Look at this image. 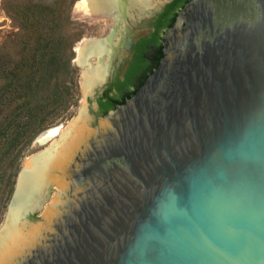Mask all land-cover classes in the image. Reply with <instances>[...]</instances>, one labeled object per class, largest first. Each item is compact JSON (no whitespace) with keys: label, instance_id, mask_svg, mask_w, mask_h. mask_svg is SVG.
Wrapping results in <instances>:
<instances>
[{"label":"water","instance_id":"1","mask_svg":"<svg viewBox=\"0 0 264 264\" xmlns=\"http://www.w3.org/2000/svg\"><path fill=\"white\" fill-rule=\"evenodd\" d=\"M150 1L130 16L119 0L102 38L171 0ZM163 46L134 95L88 128L62 173L65 204L16 264H264V0H190Z\"/></svg>","mask_w":264,"mask_h":264},{"label":"trees","instance_id":"2","mask_svg":"<svg viewBox=\"0 0 264 264\" xmlns=\"http://www.w3.org/2000/svg\"><path fill=\"white\" fill-rule=\"evenodd\" d=\"M7 11L19 29V50L0 51V204L12 192L22 150L53 118L67 111L76 98V68L72 65L73 43L82 30L69 19L61 5L32 0H7ZM190 0H171L151 23L153 30L140 39L125 76L132 82L137 71L147 75L125 99L104 94L100 115L115 109L134 95L164 57L162 34ZM6 50V51H5Z\"/></svg>","mask_w":264,"mask_h":264},{"label":"bare ground","instance_id":"3","mask_svg":"<svg viewBox=\"0 0 264 264\" xmlns=\"http://www.w3.org/2000/svg\"><path fill=\"white\" fill-rule=\"evenodd\" d=\"M151 2L150 0H129L126 6L128 14L132 16L133 13L142 12ZM77 6L86 15L109 20L107 24L110 27L115 22L117 0H81ZM75 51L76 62L83 68L81 75L83 90L91 92L95 85L103 81L106 67L104 60L108 59L109 49L103 38H84L76 44ZM91 58H94L96 63L91 61ZM85 114V111H79L77 117L70 122L57 141L38 155L26 160L18 178L12 207L0 229V264H16L26 251L39 243L42 233L50 230L53 218L59 213V209L55 210L56 205L65 204V201L58 202L55 198L49 208L47 207L46 211L48 210L49 214H44L45 221L41 222L42 224L29 226L21 219L26 210L39 206L50 184L58 185L56 197L67 189L68 182L62 173L67 170L80 146H84L91 136L90 130L84 128ZM108 125L109 121L105 120L101 123V128ZM56 133L57 128L50 129L39 138V144H45Z\"/></svg>","mask_w":264,"mask_h":264},{"label":"rangeland","instance_id":"4","mask_svg":"<svg viewBox=\"0 0 264 264\" xmlns=\"http://www.w3.org/2000/svg\"><path fill=\"white\" fill-rule=\"evenodd\" d=\"M32 1L35 3L49 4V5L57 1L63 8V11L67 13L69 19L80 25L82 33L80 37L73 43V58L71 61L72 65L76 68V78L75 79H76L77 90H76L75 102L69 107L67 111L61 113L56 118H53L41 131L35 134V136L29 142V144L25 148H23L17 173L19 169L22 166H24L25 162H27L26 160H29L30 156L46 149L47 147L52 145L55 141H57L62 135V133L66 130L70 122L77 117L79 111L82 110V111H85L86 113L85 114L86 122H85L84 128L88 131H89L88 128H94L95 125L101 121V117H102L101 115H99L98 117L97 116L95 117L94 115V111L96 110L94 96L88 95V93L90 92L88 91L84 92L83 90V87H82L83 80L81 76L83 72V68H81L75 61L76 51L74 47L76 46V44H78V42L81 41V39L104 37L108 33L109 28H110L109 24H107L109 20H105L104 18L94 16V15H86L80 11L77 4L73 8L74 4L76 2L78 3L81 0H32ZM8 5H9V1L0 0V51L3 50L4 46H7L6 50H8L9 53L14 54L17 50H19V45H18L19 29L17 25L15 24V22L11 19L7 11ZM152 5H153V1L149 4V7ZM117 38L118 36H116V39ZM90 60L95 61L94 63H96V60H94V58H91ZM106 60L108 61L109 59H106ZM53 128H57V133L53 135L51 138H49V140L45 144L40 145L38 142L39 138L44 133H46L47 131ZM16 176L17 175L13 177L14 183L12 186V192L14 189ZM62 181L64 183L66 182L63 179V177H62ZM58 190L59 188L57 184L51 185L48 190L47 199L43 203L41 209L28 215L29 223L32 226L42 224L41 216L43 213L45 215L49 214L48 210L46 211V209L49 208V206L52 204V201L55 198L58 202L60 201L59 196L56 197V193L58 192ZM11 194L7 200H5L3 203L1 202L0 204V226L4 220L7 205L10 200Z\"/></svg>","mask_w":264,"mask_h":264},{"label":"flooded vegetation","instance_id":"5","mask_svg":"<svg viewBox=\"0 0 264 264\" xmlns=\"http://www.w3.org/2000/svg\"><path fill=\"white\" fill-rule=\"evenodd\" d=\"M118 1L119 0H117V5H118ZM158 13H156L149 20V22L146 23L145 25H143V24H139L137 26H130L129 25V28L126 29L124 27L123 23H122L121 25H122V29H123V35L118 37L117 39H116V36H115L114 39H116V40L113 39L112 43L108 42L107 39L103 38V39H105L106 47L109 49V53L107 55L108 59H110V57L114 53H116V54L113 57V60L110 62V65L108 64V61H106V59L104 60V66H106L104 68V78H105V75H106V72H107L108 65H109V68H108L106 81L103 83L102 87L100 89H97L95 91V93H94V99H95V104H96V110L94 111L95 117L96 116L98 117L100 115V104H99V101H104L105 100V97H104L105 93H107L108 96H114L117 100L125 99L127 97L128 93L134 87L139 85L140 82L142 81V79L147 75L146 71H143V70L137 71L136 70V72L132 75V82L130 84L129 83H125V76L128 73V71H129V69L131 67L132 61L134 59L136 46H137V44H138V42L140 41L141 38H143L145 36H148L150 34V32L153 30V27L151 26V23L154 21V18L157 16ZM145 29L148 30L147 33H145L143 35H140V34L137 35V36L135 35L137 32L139 33L141 30H145ZM167 30L164 31L162 34H159L160 35L159 37L162 39L161 43H162V51H163V53H164L163 42H164V38H165V34H166ZM134 36H136L135 40L132 42V45L130 46V48L127 49L125 44L128 41H131V39ZM119 42H120V44H119ZM104 78L102 80H104Z\"/></svg>","mask_w":264,"mask_h":264}]
</instances>
